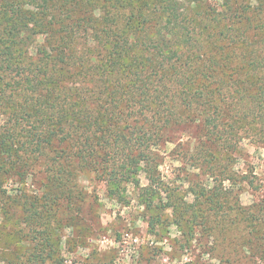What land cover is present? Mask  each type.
Segmentation results:
<instances>
[{
    "label": "trees",
    "instance_id": "16d2710c",
    "mask_svg": "<svg viewBox=\"0 0 264 264\" xmlns=\"http://www.w3.org/2000/svg\"><path fill=\"white\" fill-rule=\"evenodd\" d=\"M184 125L198 134L185 154L219 182L192 202L158 172L156 149ZM242 139L264 144V0H0V232L16 217L0 264L64 263L63 229L79 241L90 231L84 176L119 197L144 173L146 209L165 193L181 219L205 229L203 204L223 220L221 183Z\"/></svg>",
    "mask_w": 264,
    "mask_h": 264
},
{
    "label": "rangeland",
    "instance_id": "374dc122",
    "mask_svg": "<svg viewBox=\"0 0 264 264\" xmlns=\"http://www.w3.org/2000/svg\"><path fill=\"white\" fill-rule=\"evenodd\" d=\"M209 1L219 5L223 0ZM166 135L169 139L156 149L162 158L158 166L162 189L174 190L177 197L192 202L194 192L210 191L218 185L214 177L185 154L188 150L191 154L196 145L195 128L184 125ZM231 169L233 178L221 183L223 190L229 192L221 199L223 207L231 210L222 220V210H212V206L207 210L208 205L201 204L202 213L208 215L205 229L192 217L190 220L178 217L167 207L165 193L160 194V199L155 197L153 208L146 209L139 199V188L150 184L144 173L137 175L139 188L125 185L119 197L110 196L105 185L90 176L80 178L88 193L81 210L90 231L79 241L76 238L79 229H63L60 240L63 264H212L213 261L223 264L235 259L237 264H264V237L259 236L264 234V144L239 141L236 153H232ZM25 185L36 191L38 181L29 177ZM4 186L10 192L23 188L10 177H5ZM250 214L257 217L255 227L245 221ZM15 218L7 216L4 221L7 227L0 232L2 255L12 252L8 231ZM251 231L252 244L243 247ZM69 242L75 243L68 247ZM26 243L20 240L14 246L22 252Z\"/></svg>",
    "mask_w": 264,
    "mask_h": 264
},
{
    "label": "clouds",
    "instance_id": "9594fccd",
    "mask_svg": "<svg viewBox=\"0 0 264 264\" xmlns=\"http://www.w3.org/2000/svg\"><path fill=\"white\" fill-rule=\"evenodd\" d=\"M183 259H187V257H185ZM204 259H207V256H205ZM212 264H215V262L213 261Z\"/></svg>",
    "mask_w": 264,
    "mask_h": 264
}]
</instances>
